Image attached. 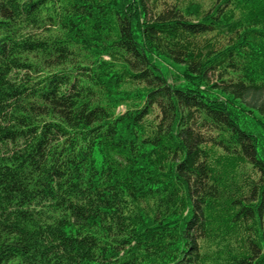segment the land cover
Masks as SVG:
<instances>
[{"label":"trees","instance_id":"16d2710c","mask_svg":"<svg viewBox=\"0 0 264 264\" xmlns=\"http://www.w3.org/2000/svg\"><path fill=\"white\" fill-rule=\"evenodd\" d=\"M205 2L0 0V264H264V0Z\"/></svg>","mask_w":264,"mask_h":264},{"label":"rangeland","instance_id":"374dc122","mask_svg":"<svg viewBox=\"0 0 264 264\" xmlns=\"http://www.w3.org/2000/svg\"><path fill=\"white\" fill-rule=\"evenodd\" d=\"M210 2H211V0H206L204 7H205V8H208ZM129 103H131V102H128V104H129ZM125 110H126V106H125L124 104H122V105H120V106L117 108L116 112H117V113H120V112H124Z\"/></svg>","mask_w":264,"mask_h":264}]
</instances>
